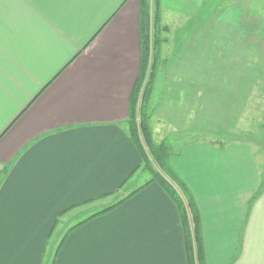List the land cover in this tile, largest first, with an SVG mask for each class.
<instances>
[{
  "label": "crops",
  "instance_id": "crops-1",
  "mask_svg": "<svg viewBox=\"0 0 264 264\" xmlns=\"http://www.w3.org/2000/svg\"><path fill=\"white\" fill-rule=\"evenodd\" d=\"M210 3L160 0L150 125L198 210L204 264H264L263 150L193 139L235 129L258 79L239 15L171 35ZM140 58L139 0H0V264H187L177 208L142 182L127 135Z\"/></svg>",
  "mask_w": 264,
  "mask_h": 264
},
{
  "label": "trees",
  "instance_id": "trees-1",
  "mask_svg": "<svg viewBox=\"0 0 264 264\" xmlns=\"http://www.w3.org/2000/svg\"><path fill=\"white\" fill-rule=\"evenodd\" d=\"M164 28L161 23L160 0H139L141 58L138 77L129 95V109L125 125L128 137L138 148L142 156L143 164L140 169L152 173V178L147 183L151 181L157 182L177 208L179 221L183 230L187 264H204L198 210L190 192L169 165V147L165 142L157 143L154 140L150 125L152 114L149 100L153 86L154 72L159 60L160 35ZM209 140L219 146L226 143L218 141L217 139L213 140L212 137ZM126 182L121 185V189ZM137 190L120 197L109 206L89 215L86 220L107 213L121 204L129 196L133 195ZM111 195L113 194L111 193L106 196ZM91 202L93 201L88 203ZM74 208L76 207H72L71 209ZM64 237L59 241L57 250L54 252V259L60 245L63 243Z\"/></svg>",
  "mask_w": 264,
  "mask_h": 264
},
{
  "label": "rangeland",
  "instance_id": "rangeland-1",
  "mask_svg": "<svg viewBox=\"0 0 264 264\" xmlns=\"http://www.w3.org/2000/svg\"><path fill=\"white\" fill-rule=\"evenodd\" d=\"M230 9L237 11L239 15L238 24L241 26L239 29L240 31L243 30L242 37L251 46L248 65L260 72L237 127L215 135L212 139L226 143L232 140L250 141L258 145L263 150L264 155V0H211V3L202 11V15L200 14L201 17H196L195 21L192 19L191 21L179 22L178 26L172 28L171 35L177 42L180 36L189 35L194 31L195 33L208 31ZM193 137L191 138H210L207 134H193ZM263 155L260 154L262 159H264ZM151 177L152 173L147 170L141 174L142 182ZM120 193V190L115 194L112 193L110 198L102 200L98 204L105 207L109 206L123 196ZM90 209L101 210L99 207Z\"/></svg>",
  "mask_w": 264,
  "mask_h": 264
}]
</instances>
